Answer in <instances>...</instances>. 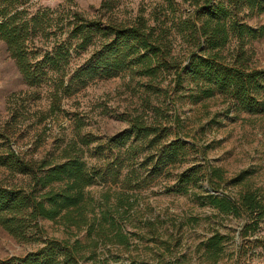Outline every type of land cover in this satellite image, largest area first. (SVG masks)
Masks as SVG:
<instances>
[{"label":"rangeland","instance_id":"rangeland-1","mask_svg":"<svg viewBox=\"0 0 264 264\" xmlns=\"http://www.w3.org/2000/svg\"><path fill=\"white\" fill-rule=\"evenodd\" d=\"M102 1L30 0L29 12H47L51 18L46 35L38 30L29 36L35 55L43 58L70 35L69 11L102 24L108 18L127 21L156 6L185 17L195 7L193 0H114L112 9L101 12ZM246 11L240 17L247 24L264 23V12L247 17ZM72 41L69 63L61 60L55 69L44 66L45 73L32 84L0 38V151L13 147L26 158L53 159L76 142L88 165L103 172L86 188L88 216L95 225L91 231L88 224L78 227L61 218L40 217L27 238H17L0 225V259L14 258L11 264H17V258L45 248L51 239H79L87 256L80 264H264V217L255 230L245 233L244 215L223 212L209 196L238 199L245 189L264 196V112L232 108L219 91L202 96L190 76L174 88L169 71L149 75L131 61L112 69V75L99 69L85 84L80 78L70 82L97 59V52L105 51L98 34L85 47L78 46L77 38ZM190 45L188 37L177 34L174 46L183 64L189 62L183 54ZM248 48L254 65L264 67V37ZM166 93L173 100L166 114L177 113V124L164 136L132 137L115 146L111 138L130 127L132 116L148 114L153 120L147 98L152 106L166 108L161 101ZM84 137L92 141L85 144ZM178 139L187 143L178 160L161 163V144ZM211 167L224 176L215 178L216 187L208 180ZM194 171L190 181L182 182ZM0 180L18 185L28 181L1 166ZM117 231L127 234L126 243L118 241Z\"/></svg>","mask_w":264,"mask_h":264},{"label":"trees","instance_id":"trees-1","mask_svg":"<svg viewBox=\"0 0 264 264\" xmlns=\"http://www.w3.org/2000/svg\"><path fill=\"white\" fill-rule=\"evenodd\" d=\"M29 2L0 0V38L6 41L21 71L32 84L39 82L38 75L45 73L44 66L55 69L61 60L69 63L74 46L72 39L77 38L78 46L85 47L98 34L105 43V51L97 52L100 54L96 55L97 59L91 60L92 63L82 68L70 82L80 78L85 79V84L97 76L99 69L112 75V69H122L131 61L141 64L144 73L149 75L160 69L169 71L170 75H174L171 80L174 88L180 87L190 76L202 96H212L219 91L228 97L232 108L264 112V67L254 65L253 52L248 48L253 40L264 37V23L254 27L240 17V13L246 10L244 15L247 17L263 13L264 0H193L195 7L185 17L163 13L156 6L146 14L140 10L127 21L108 18L102 24L96 20L86 21L77 10L69 11L66 27L70 35L61 41L58 49L54 46L47 50L41 59L31 49L28 39L31 33L38 30L46 35L51 18L47 12H29ZM113 3L114 0H103L100 11L112 9ZM177 34L188 37L191 42V48L183 54L187 55L189 62L184 64L174 46ZM63 81L64 77H61L58 86ZM167 93L161 100L166 108L152 106L147 98L145 104L155 112L153 120H149L148 114L132 116L130 127L111 138L114 145H125L132 137L154 135L158 138L166 135L178 119L177 113L166 114L173 103ZM5 138L8 136L5 135ZM82 141L87 144L92 138L84 137ZM161 145L158 160L169 163L178 160L187 143L178 139ZM0 166L12 175L18 173L28 179L21 185L6 184L0 180V225L10 234L27 238L29 230L38 226L40 217L61 218L66 224L78 227L88 224L92 231L95 222L91 223L88 216L90 199L86 188L97 177H103V172L96 166L88 165L83 150L76 142L65 147L60 156L53 159L26 158L9 147L0 151ZM193 173L196 171L183 176L182 182L190 181ZM216 177L224 178L221 170L209 168L208 180L212 187L217 185ZM238 179L240 181L241 178ZM209 196L223 212L244 215L245 233L250 228L255 230L264 217V196L252 189L241 191L238 199L214 194ZM116 234L120 243L128 241L124 232L117 231ZM83 250L84 245L79 239L72 243L51 239L45 248L17 258V264H80L87 257ZM13 260L0 259V264H11Z\"/></svg>","mask_w":264,"mask_h":264}]
</instances>
